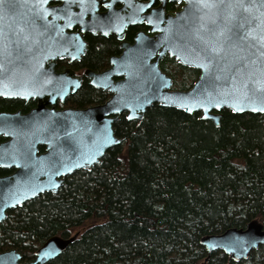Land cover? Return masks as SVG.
Here are the masks:
<instances>
[{"label":"trees","instance_id":"trees-1","mask_svg":"<svg viewBox=\"0 0 264 264\" xmlns=\"http://www.w3.org/2000/svg\"><path fill=\"white\" fill-rule=\"evenodd\" d=\"M90 41L80 65L99 70L117 44ZM174 78L179 89L194 82L179 72ZM107 99L85 84L73 102ZM15 103L0 101V110ZM114 130L126 141L90 171H76L56 194L10 211L0 224V252L17 249L33 261L52 236L79 233L48 264H264V246L236 263L200 244L253 220L264 224V114L224 110L216 127L198 114L154 105L141 123L123 115Z\"/></svg>","mask_w":264,"mask_h":264},{"label":"water","instance_id":"water-1","mask_svg":"<svg viewBox=\"0 0 264 264\" xmlns=\"http://www.w3.org/2000/svg\"><path fill=\"white\" fill-rule=\"evenodd\" d=\"M117 1L112 0V6L103 19L105 23L108 21V28H80L75 35L67 34V28H0V33L13 41L12 55L8 58L12 63L4 61L6 67L15 69L16 80H28L27 90L33 92L30 96L0 94V97L40 101L38 108L29 115H0V135L11 138L0 145V167L17 169L11 176L0 177V224L8 218L9 211L22 207L43 193L57 192L67 176L80 170L90 171L108 151L126 141L116 136L114 130V123L122 114H126L128 121L141 123L148 109L159 105L187 114L200 113V120L211 121L216 127L221 124L224 110L235 114H264L250 108L233 111L230 103L216 107L215 100L207 102L209 94L215 97L222 87H226L225 81L215 80V76L223 77L227 68L221 61L210 71H205L188 51L186 41L190 40L195 29L190 26H199L203 15L194 6L195 0H186L187 6L174 18L165 16L164 7L160 6L150 18L152 23L149 25L153 27L150 32L156 33L155 36L139 32L133 45L121 44L122 55L111 58V67L107 71L101 74L86 72L93 87L111 94L107 102L87 109L47 111V104L57 98L64 99L80 87V81L71 79L73 72L56 74L52 71L55 64L50 61L61 57L80 60L87 46L80 32L100 31L103 35L107 33L105 36L116 34L119 40H124L128 26L142 23L133 22V17L124 11L120 13L115 8ZM203 22L207 27H213L209 21ZM167 55L182 66L200 71L199 79L190 90L173 89V78L160 68ZM115 78L120 80L115 81ZM70 86H74L72 91ZM56 91L61 94L51 96ZM199 103L204 106H198ZM189 108L192 110L188 111ZM38 145L47 146V153L41 157L37 156ZM92 154L94 158L87 162ZM79 236V233L67 237L52 236L37 250L35 260L30 262L23 261L17 249L0 252V264H48ZM200 244L209 255L221 251L230 261L239 263L264 246V224L253 220L246 228H230L221 234L207 235Z\"/></svg>","mask_w":264,"mask_h":264},{"label":"snow or ice","instance_id":"snow-or-ice-1","mask_svg":"<svg viewBox=\"0 0 264 264\" xmlns=\"http://www.w3.org/2000/svg\"><path fill=\"white\" fill-rule=\"evenodd\" d=\"M37 2L46 4L47 0ZM84 2L81 0V4ZM15 6L12 0H0V8L12 9ZM194 6L203 15L199 27L193 30L190 40L186 41L189 53L205 71H210L214 64L219 65L221 61L225 62L227 68L223 77L215 76V80L223 79L226 87H222L215 97L209 94L207 102L215 100L216 107L230 103L233 111L250 108L252 111L264 112V11H261L264 9V0H195ZM205 20L213 27H207L203 22ZM147 22L152 23L151 19ZM12 44V40L0 33V94L30 96L33 92L27 90L28 80H16L15 69H9L4 63H12L8 59L12 55ZM198 106L204 104L199 103ZM93 158L94 154L89 156L87 162Z\"/></svg>","mask_w":264,"mask_h":264},{"label":"flooded vegetation","instance_id":"flooded-vegetation-1","mask_svg":"<svg viewBox=\"0 0 264 264\" xmlns=\"http://www.w3.org/2000/svg\"><path fill=\"white\" fill-rule=\"evenodd\" d=\"M16 5L12 9L0 8V28H67V34L75 35L79 32L80 28H108V21L104 22V17L107 16L109 8L112 6V0H85L84 4H81V0H47V3L37 2V0H12ZM164 7L165 16L174 18L178 13L182 12L187 6L186 0H166L164 3L162 0H118L115 3V8L120 10V13L126 12L127 14L133 17V22H142L134 25L128 26V29L125 31L124 40H119L116 34H110L108 36L103 35L102 32L97 31L96 33L86 31L85 33L80 32L82 39L87 44L86 53L80 60H76L72 57H61L56 60H50L55 65L52 68V71L56 74L67 73L68 75L73 72V80L77 79L80 81V87L72 92L68 93L64 99L57 98L51 104L45 106L47 111H56L64 112L67 110H77V109H87L89 107L100 105V104H90L85 107H80L73 102V97L75 94L82 89V87L87 84L89 87L99 90L105 94H108V99L111 94L108 91L103 89L95 88L91 85V79L86 77L87 71H92L96 74H101L107 71L110 67V60L113 57H119L123 53L121 49V44L123 42L130 43L133 45L135 43V38L137 34L141 31L146 32L149 36L153 37L156 33H151L150 30L153 28L147 22L148 19L152 18L153 13L162 6ZM46 9L47 11H42ZM39 13V16L37 15ZM148 18V19H147ZM199 26H190V28H198ZM114 39L117 44V51L114 54L108 55L106 66L99 69H91L86 66H81L80 62L86 55L89 53L91 48L90 39ZM171 59L174 63L170 62L168 68L163 69L162 66L167 60ZM48 67V64L47 66ZM171 67V68H169ZM161 70L168 76L173 78L174 90H190L195 82L199 79L200 71L191 67H185L180 65L175 59L170 58L167 55L160 63ZM167 69L169 70L167 72ZM181 73L183 76L191 75L194 82L191 86L185 89H179L175 85L174 76L177 73ZM115 81H119V78H115ZM69 89L72 91L74 86H70ZM61 92L56 91L51 94V96L60 95ZM0 101H12L15 103V108L11 110H0V115H16L20 116L29 115L32 111L38 108L40 101L38 99L31 98L27 99H13L0 97ZM104 102V103H105ZM103 104V103H101ZM223 112V111H222ZM200 116V113H194ZM126 114H122L123 116ZM120 116V117H121ZM116 123V122H115ZM114 123V125H115ZM10 125V124H9ZM9 125H7L9 127ZM10 137L0 135V145L10 141ZM109 152V151H108ZM47 153L46 145H38L37 147V156L41 157ZM0 177L11 176L16 173L17 169L15 167L11 168H2ZM74 174V173H73ZM72 174V175H73ZM67 176L64 181L70 177ZM64 184V182H63ZM62 187V186H61ZM60 187V188H61ZM59 188V189H60ZM59 191V190H58ZM57 191V192H58ZM57 192H46L44 194H56ZM39 195V196H41ZM38 196V197H39ZM37 198V197H36ZM10 211L8 212V214ZM37 252V251H36ZM36 258V253H35ZM34 258V260H35ZM33 260V261H34ZM24 261V260H23ZM26 262V261H25ZM30 262V261H27Z\"/></svg>","mask_w":264,"mask_h":264}]
</instances>
